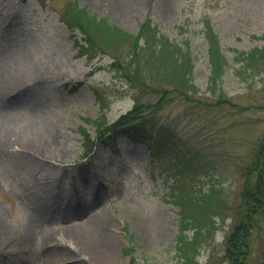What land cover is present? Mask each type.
<instances>
[{"label":"rangeland","instance_id":"1","mask_svg":"<svg viewBox=\"0 0 264 264\" xmlns=\"http://www.w3.org/2000/svg\"><path fill=\"white\" fill-rule=\"evenodd\" d=\"M69 1L0 0V264H185L177 249L182 216L213 203L221 212L210 213L213 227L194 264H231L227 242L241 216L245 169L264 134V59L252 71L235 56L264 48V0H129L123 7L75 0L129 33L149 17L188 51L198 91L169 101L161 84L147 94L122 76L114 56L123 50L92 61L80 55L75 41L83 35L61 19ZM205 22L226 58L222 89L229 102H218L208 88ZM94 89L107 98L109 123L131 110L136 96L162 99L150 116L176 132L189 165L174 169L168 155L152 160L145 145L127 139L117 151L96 146L84 157L78 130L96 138L86 119L101 115ZM259 224L245 264L263 263ZM91 230L98 234L90 244L74 245ZM76 252L85 260L72 262Z\"/></svg>","mask_w":264,"mask_h":264},{"label":"trees","instance_id":"2","mask_svg":"<svg viewBox=\"0 0 264 264\" xmlns=\"http://www.w3.org/2000/svg\"><path fill=\"white\" fill-rule=\"evenodd\" d=\"M61 19L72 32L79 30L82 33L83 42L77 39L75 45L80 55L86 56L89 61L100 54H113L116 50L126 51H121V56L113 54L117 68L129 83L143 89L147 94L157 91L156 85L159 84L167 101L173 97L190 100L197 93L198 88L192 81L193 61L188 51L182 50L179 45L161 34L151 18L145 19L137 33H129L110 24L106 19H98L86 8L80 7L78 2L71 0L64 5ZM204 34L208 43L210 64L209 91L216 96L218 102H229L222 89L226 58L218 37L208 22H205ZM235 59L241 66H246L247 70L252 69L260 59H264V48H255L249 52L237 51ZM165 86L169 87V92ZM94 93L101 105V115L96 119H86L95 127V139L86 128L80 127L78 130L82 137L84 157L89 156L95 146L117 151L120 141L127 139L134 144L145 145L152 160L168 155L174 169L181 161H184L185 166L189 165L191 157L185 160V153L179 150L183 146L179 144L176 132L169 126L158 124L150 116L156 107L162 105V99L156 103H147L140 100V96H136L133 108L109 123L105 121V112L109 107L107 98L98 89H94ZM244 176L240 220L227 242V258L231 264L246 263L250 254V237L259 228V221L263 220L264 223V134ZM214 190L216 189L213 188L212 192ZM217 192L213 201L219 204V191ZM199 201V198L193 200L197 204ZM194 207V213L183 214L178 235L177 249L185 264L196 262L197 251L213 227L210 213L221 212L214 203L211 208H202L201 204ZM191 228L194 229L193 237L186 234ZM126 253H132L130 248ZM261 264H264V255Z\"/></svg>","mask_w":264,"mask_h":264},{"label":"bare ground","instance_id":"3","mask_svg":"<svg viewBox=\"0 0 264 264\" xmlns=\"http://www.w3.org/2000/svg\"><path fill=\"white\" fill-rule=\"evenodd\" d=\"M114 1H116V4H120L122 7L124 6V5H126V4H128L129 3V0H114ZM34 80H36V81H39V80H43V77H35V78H33ZM28 85H29V83L28 82H23L22 84H21V86H22V88H27L28 87ZM100 233V232H99ZM98 233L96 232V231H86V232H84V235H85V237L87 238V241L86 240H81L80 238H79V236H77V240L76 239H72V240H74L73 241V243H74V245H76V246H84V245H86V242L88 243V244H90L89 242H90V238H93L94 236H96ZM81 238H82V236H80ZM54 246H63L62 245V243H55V245ZM71 247V246H70ZM72 248V247H71ZM75 250V249H74ZM81 249H79V251H80ZM72 251H73V248H72ZM51 256H47L49 259H51V261H53L55 258H56V255H55V252L54 253H51L50 254ZM69 259H71V260H73L72 262H77V261H84L85 260V258L78 252H76V254L73 256V254H72V256H70L69 257ZM50 261V262H51Z\"/></svg>","mask_w":264,"mask_h":264}]
</instances>
